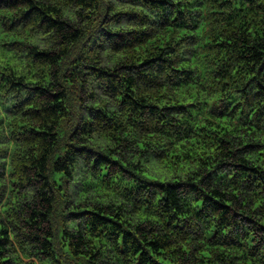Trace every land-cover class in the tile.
Wrapping results in <instances>:
<instances>
[{
    "label": "clouds",
    "instance_id": "9594fccd",
    "mask_svg": "<svg viewBox=\"0 0 264 264\" xmlns=\"http://www.w3.org/2000/svg\"><path fill=\"white\" fill-rule=\"evenodd\" d=\"M0 264H264V0H0Z\"/></svg>",
    "mask_w": 264,
    "mask_h": 264
}]
</instances>
